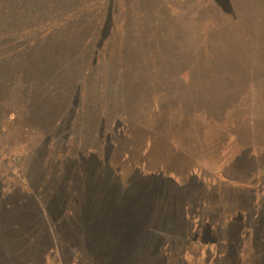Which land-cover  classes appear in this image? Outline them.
<instances>
[{"label":"rangeland","instance_id":"rangeland-1","mask_svg":"<svg viewBox=\"0 0 264 264\" xmlns=\"http://www.w3.org/2000/svg\"><path fill=\"white\" fill-rule=\"evenodd\" d=\"M255 211L264 0H0V264H264Z\"/></svg>","mask_w":264,"mask_h":264},{"label":"trees","instance_id":"trees-1","mask_svg":"<svg viewBox=\"0 0 264 264\" xmlns=\"http://www.w3.org/2000/svg\"><path fill=\"white\" fill-rule=\"evenodd\" d=\"M217 79H218V77H217ZM239 102H240V99H239ZM9 112V111H8ZM16 114H15V112H12V111H10L9 112V114H6V117L7 118H9V119H14L16 116H15ZM18 158H21V157H19V156H17ZM17 158V159H18ZM25 160V159H24ZM197 178V177H196ZM212 180L213 179V181H215L216 180V177H209L208 175H205V177L203 176L202 178H199V179H197V181L198 182H202V181H200V180ZM204 180V181H205ZM190 183V185H194V181L193 180H191V181H189ZM224 184V188H226L227 186H231V187H233V188H238L239 190H243V191H246V188H243L242 187V185H239L238 183H236V184H233V183H223ZM202 185V184H201ZM224 188H223V190H224ZM257 210H258V206H257ZM251 218H250V217ZM249 216H247V217H244V219H242V221L240 220V221H238V224H243L244 225V223L247 225H252L251 223H253V221L255 220V219H257V220H259V221H262L263 222V224H262V226L264 227V218H262V217H260V214L257 212V211H255L254 213H251ZM243 228H244V226H243Z\"/></svg>","mask_w":264,"mask_h":264}]
</instances>
